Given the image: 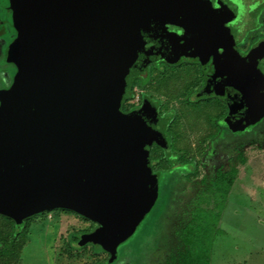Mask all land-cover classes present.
<instances>
[{
  "label": "water",
  "instance_id": "95a60500",
  "mask_svg": "<svg viewBox=\"0 0 264 264\" xmlns=\"http://www.w3.org/2000/svg\"><path fill=\"white\" fill-rule=\"evenodd\" d=\"M202 0H8L15 67L0 89V214L18 220L66 208L97 222L79 246L136 225L152 207L157 173L148 153L163 135L145 103L122 112L151 56L141 31H192ZM217 33V32H216ZM220 38H223L217 33ZM264 47L231 61L196 96L217 95L237 115L264 106ZM258 55L261 58H258ZM120 238L101 243L114 252Z\"/></svg>",
  "mask_w": 264,
  "mask_h": 264
},
{
  "label": "rangeland",
  "instance_id": "374dc122",
  "mask_svg": "<svg viewBox=\"0 0 264 264\" xmlns=\"http://www.w3.org/2000/svg\"><path fill=\"white\" fill-rule=\"evenodd\" d=\"M0 15L9 21L8 13ZM14 35L7 23L0 36V87L11 82L4 51ZM169 70L136 88L172 113L170 153L185 160L163 163L165 176L143 221L112 236L122 237L114 264H264V109L256 121L224 111L226 124L220 122L219 103L193 96L188 83L194 73ZM89 224L70 211L41 212L18 242L17 256L0 257V264L98 263L107 251L89 242L79 246ZM11 228L0 216V238Z\"/></svg>",
  "mask_w": 264,
  "mask_h": 264
},
{
  "label": "flooded vegetation",
  "instance_id": "af4514ba",
  "mask_svg": "<svg viewBox=\"0 0 264 264\" xmlns=\"http://www.w3.org/2000/svg\"><path fill=\"white\" fill-rule=\"evenodd\" d=\"M202 1L204 2L203 7L191 14L193 32H188L180 26L163 25L146 29L137 34L150 41L153 47L145 67L129 88L127 98L122 105V112L128 113L137 110L149 102L162 120L163 133L165 128L163 120L166 118L164 106L157 97L151 94L137 93L136 87L143 86L156 72L165 76L174 72L169 70L171 68L174 70L176 68L178 74L183 70H191L194 74L188 84L194 86L193 96L201 102L219 103L222 109L220 113H223L220 122L226 124L227 116L224 115V111L234 114L228 108V104L214 94L200 97L196 94L204 87L208 78L216 77L220 73V68L232 60H246L248 56L255 55L257 49L260 50L264 47V0ZM0 10L3 11V14H9V21L0 15V36H2L7 23L13 29L8 0H6L5 6L0 3ZM13 31L15 32L14 29ZM216 32L223 38H220ZM262 55L264 56V50ZM263 56L259 57L258 55V58ZM10 69L13 75L15 67L12 64H10ZM7 70L9 71L8 68ZM6 87L8 86H2L0 89ZM261 109H264V106ZM89 232L91 231L87 233ZM106 234L109 235L107 239H110L116 233L107 230Z\"/></svg>",
  "mask_w": 264,
  "mask_h": 264
},
{
  "label": "trees",
  "instance_id": "16d2710c",
  "mask_svg": "<svg viewBox=\"0 0 264 264\" xmlns=\"http://www.w3.org/2000/svg\"><path fill=\"white\" fill-rule=\"evenodd\" d=\"M125 110V109H124ZM123 110V111H124ZM221 115H223V113H220ZM260 115V114H259ZM257 116V118L254 120L256 121L260 116ZM165 119L164 121V133L162 135V137L160 139H156L152 142L150 149H149V153H148V159H149V163H150V168L152 173H157L159 175L158 181L161 177L165 176V172H164V167H163V163L165 161H169V158H172L174 160H185L183 158V156L181 155L180 157H177L176 155L170 153V149L172 147V129H173V119H172V113L168 112L165 115ZM254 119V118H252ZM252 125V124H251ZM250 125V126H251ZM249 126V127H250ZM166 138L169 141V144L167 143V145H162L163 143V139ZM170 147V149H169ZM56 210H65V211H70L72 213H76L72 210L66 209V208H57ZM205 212H207L206 210H203ZM39 213L30 215V216H26V217H20V219L16 220L11 216H7V215H3L0 214L1 217H3L5 220H7L10 224H11V231L7 234L6 237L4 238H0V257H5V256H17V250H16V246L18 244V242L20 240H22L25 237V233L27 231V228L29 226V224L31 223L32 219L35 218ZM78 214V213H76ZM79 215V214H78ZM146 215V214H145ZM144 215V216H145ZM81 216V215H80ZM82 218H84V220L88 221L89 227L87 229L88 231H92L95 227H97L96 225L97 222L92 221L88 218H85L83 216H81ZM144 217L134 226L130 227V229H133L134 227L138 226L142 221H143ZM111 232H117L114 230L109 229ZM128 228H124L121 230H118V232L120 231H127ZM109 235H105L101 238H96L95 240H93V242H89V244H92L94 250L96 251H107L105 249H103L101 243H109V240H107V237ZM110 239H112V237H110ZM203 239H199V241L202 242ZM121 244V243H120ZM119 245V244H117ZM114 249V252H108V256L104 259V260H100L98 261V263H94V264H114L116 261V254L118 251V247L117 246Z\"/></svg>",
  "mask_w": 264,
  "mask_h": 264
}]
</instances>
